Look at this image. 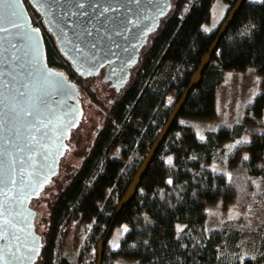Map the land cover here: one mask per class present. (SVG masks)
Segmentation results:
<instances>
[{
	"label": "trees",
	"instance_id": "1",
	"mask_svg": "<svg viewBox=\"0 0 264 264\" xmlns=\"http://www.w3.org/2000/svg\"><path fill=\"white\" fill-rule=\"evenodd\" d=\"M185 1L172 0L170 12L142 48L128 84L119 93L110 87L114 97L106 109L121 126H104L97 134L81 165L70 174L52 201L45 233L39 231L35 219L42 236L35 264H55L53 252L58 226L66 216L90 225L88 242L105 241L102 264H114L117 255L136 260L135 264H261L264 261V255L241 260L220 254L223 245L235 246L248 231L246 220H238L234 225L227 222L209 232L205 226L207 204L221 201L224 208L243 210L253 201L255 178L264 180V131L252 134L245 146L247 158L241 149L229 156V175L211 168L215 156L226 151L227 143L239 139L247 124L264 125V90L255 96L243 122L236 120L230 127L207 130L204 140L192 127L176 120L135 197L116 214L143 161L140 155L147 154L171 112L166 104L167 92L174 90L177 102L216 36V31L207 34L201 29L209 20L215 0H194L188 12L180 17L177 12ZM51 38L54 48L46 41L48 61L58 69L55 53L59 49L52 35ZM247 67L264 74V0L244 2L213 54L202 83L189 94L180 116L213 118L215 91L223 82L224 71H242ZM102 78L103 73L96 77L95 84L104 83ZM79 89L84 106L85 95L95 103L94 86L91 96ZM107 144L119 147L120 156L105 153ZM168 155L172 157L171 163L166 160ZM38 199L32 201V207ZM113 221L115 226L128 225L117 251L105 250ZM180 223L184 224L181 231L177 228ZM57 264L70 263L61 259ZM85 264H97V254Z\"/></svg>",
	"mask_w": 264,
	"mask_h": 264
},
{
	"label": "water",
	"instance_id": "2",
	"mask_svg": "<svg viewBox=\"0 0 264 264\" xmlns=\"http://www.w3.org/2000/svg\"><path fill=\"white\" fill-rule=\"evenodd\" d=\"M42 16L60 53L83 77H98L117 93L131 79L142 48L172 8V0H28ZM246 0H236L216 30V36L189 85L141 162L116 214L136 195L141 181L165 140L189 94L203 80L219 43ZM16 23L0 27V264H35L42 236L31 206L61 172V161L85 106L76 82L48 61L41 30L34 26L25 0H17ZM101 101L110 103L106 98ZM32 112V116H27ZM16 184L8 183V176ZM115 222H112L111 230ZM103 239L97 244L102 264Z\"/></svg>",
	"mask_w": 264,
	"mask_h": 264
},
{
	"label": "rangeland",
	"instance_id": "3",
	"mask_svg": "<svg viewBox=\"0 0 264 264\" xmlns=\"http://www.w3.org/2000/svg\"><path fill=\"white\" fill-rule=\"evenodd\" d=\"M194 0H186L178 10V15L183 17L189 10ZM236 0H215L210 11L209 20L202 24L203 32L209 34L216 31L227 15L228 10L233 6ZM257 1V0H253ZM96 89L97 99H113L114 94L110 86L97 82L93 85ZM264 90V74H260L253 67H247L240 70H225L223 82L215 91V119L213 122L200 121L197 128L190 126L187 117L180 116L178 122L189 125L195 131L202 135L211 127L226 121H244V113L253 103L255 96ZM177 99V94L170 89L166 95V104L173 109ZM85 103V112L82 122L75 129L72 137L69 139L70 148L67 150L63 161L62 169L58 178H56L41 194L38 200L33 202V207L37 210V224L39 231L45 233L48 228V216L51 203L58 192L67 183L70 174L73 173L80 165L85 155L90 151L98 132L104 127L113 125L112 121L106 119L103 122L105 113L100 102H91L88 95L83 97ZM218 101V102H217ZM218 103V107H217ZM217 108L219 114L217 116ZM108 120V121H107ZM189 122V123H188ZM191 122L194 125L196 121ZM191 123V124H192ZM247 131L242 139L229 143L223 154H217L211 163V168L216 172L228 174L229 156L233 155L236 149H241V154L248 157L245 149L246 143L250 142L251 136L255 132L264 131V125L247 124ZM117 126V125H116ZM230 127V126H229ZM118 128V126H117ZM214 130V129H213ZM239 142V143H238ZM104 151L109 152L112 157L120 156L119 147H111V144L104 146ZM136 152L133 154L135 156ZM146 154H141L143 160ZM171 156H167L169 162ZM255 182V193L253 201L245 209L239 210L234 208H224L221 201L206 205L207 219L206 231L225 225L231 222L234 225L238 220H246L248 231L244 233L235 246L223 245L220 248L221 256L239 257L241 260L255 259L257 256L264 255V180L257 177ZM90 225L77 220H71L66 216L59 224L56 235V244L53 252V261L55 264L61 259H66L70 264H85L94 260L97 254V242H88L87 234ZM181 231L184 224L177 226ZM128 230L126 223L116 225L107 241L105 250L117 251L120 246V240ZM114 264H135L124 257L117 255L113 259ZM264 264V261L261 263Z\"/></svg>",
	"mask_w": 264,
	"mask_h": 264
},
{
	"label": "built area",
	"instance_id": "4",
	"mask_svg": "<svg viewBox=\"0 0 264 264\" xmlns=\"http://www.w3.org/2000/svg\"><path fill=\"white\" fill-rule=\"evenodd\" d=\"M25 3H26L28 13L30 15V18H31L33 25L38 27L41 30V32L44 36V39H45V43L47 41L48 44L50 45V47L54 48L53 41L51 38L52 34L45 27L42 16L35 10L34 7H32V5L30 4V2L28 0H25ZM55 60L59 65L58 69L64 71L70 80L76 82L80 88L84 89L91 96L92 91H93L92 88H93V85L95 84L96 77H93V76L83 77V76H81L78 72H76L73 69L70 62L60 53V51H57L55 53ZM97 100H98V102H100L102 104L103 108H105L104 110H105L106 117L108 119H110L113 124H117V126L120 127L121 124H118L116 119L112 116L111 112L106 109L107 104L105 102L101 101V99H96L95 101L97 102ZM90 179H91V177L88 179L87 183L90 181Z\"/></svg>",
	"mask_w": 264,
	"mask_h": 264
},
{
	"label": "snow or ice",
	"instance_id": "5",
	"mask_svg": "<svg viewBox=\"0 0 264 264\" xmlns=\"http://www.w3.org/2000/svg\"><path fill=\"white\" fill-rule=\"evenodd\" d=\"M17 0H0V22L7 20V22L13 27L18 28L20 25L16 23V18L18 17V12L16 11ZM8 29L0 27V32H6ZM27 116H32V112H27ZM239 143V142H238ZM247 158V157H246ZM169 163H171V158H169ZM8 183L15 185L16 178L13 175L8 176ZM170 182V181H169ZM5 236L3 232H0V240H4ZM3 250H0V261H3Z\"/></svg>",
	"mask_w": 264,
	"mask_h": 264
},
{
	"label": "crops",
	"instance_id": "6",
	"mask_svg": "<svg viewBox=\"0 0 264 264\" xmlns=\"http://www.w3.org/2000/svg\"><path fill=\"white\" fill-rule=\"evenodd\" d=\"M218 102V101H217ZM217 107H218V103H217ZM217 116H218V114H219V110H218V108H217ZM245 115H246V112L244 113V118H245ZM187 119L190 121V123H189V125L190 126H193V128H197V126H199L200 125V121H210V122H213L215 119H197V118H188L187 117ZM191 120L192 121H196V124L197 125H194L192 122H191ZM192 123V124H191ZM233 124V121H224V122H219V124H217V125H215V126H211V127H205V128H212V129H218V128H220V127H229V126H231ZM247 127H248V125H246V131H247ZM245 131V132H246ZM245 132L243 133V135L239 138V139H242L243 138V136H244V134H245ZM196 133H197V136L200 138V139H202V140H204L205 139V132L202 134V135H200L199 134V132L197 131V129H196ZM239 139H237V140H235V141H238ZM235 141H233V142H235ZM233 142H229V143H233ZM229 143H227L226 144V146L229 144ZM246 144H248L249 143V141L248 142H245ZM127 260H129V261H132L133 263H136V260H132V259H127Z\"/></svg>",
	"mask_w": 264,
	"mask_h": 264
},
{
	"label": "flooded vegetation",
	"instance_id": "7",
	"mask_svg": "<svg viewBox=\"0 0 264 264\" xmlns=\"http://www.w3.org/2000/svg\"><path fill=\"white\" fill-rule=\"evenodd\" d=\"M108 100L110 101V103L113 102V99H108ZM105 103H106V102H105ZM110 103H109V104H110ZM106 104L108 105V103H106ZM106 119H107V118L105 117L104 120H103V122H105ZM99 132H100V131H99ZM99 132H98V133H99ZM71 136H72V135H71Z\"/></svg>",
	"mask_w": 264,
	"mask_h": 264
}]
</instances>
